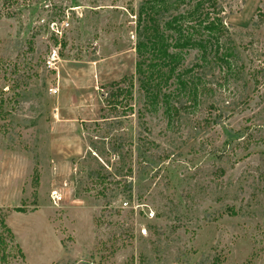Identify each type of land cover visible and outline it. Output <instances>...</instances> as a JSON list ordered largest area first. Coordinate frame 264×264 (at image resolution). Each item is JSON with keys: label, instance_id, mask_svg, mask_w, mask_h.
Masks as SVG:
<instances>
[{"label": "rangeland", "instance_id": "obj_1", "mask_svg": "<svg viewBox=\"0 0 264 264\" xmlns=\"http://www.w3.org/2000/svg\"><path fill=\"white\" fill-rule=\"evenodd\" d=\"M147 1L0 0L7 264H262L264 0L223 3L227 55L185 53L152 106L135 74ZM126 76L133 99L107 105Z\"/></svg>", "mask_w": 264, "mask_h": 264}, {"label": "trees", "instance_id": "obj_2", "mask_svg": "<svg viewBox=\"0 0 264 264\" xmlns=\"http://www.w3.org/2000/svg\"><path fill=\"white\" fill-rule=\"evenodd\" d=\"M226 1L148 0L141 6L138 20V27L141 30L135 45L137 54L135 74L138 76L139 87L148 105H155L161 97L168 100V96L162 93V84L170 80L181 67L185 53L195 50L202 61H206L210 56L222 59L227 55L222 40L227 36L228 29L222 15L226 7H230L229 13H231L232 7L230 3L225 7L223 3ZM182 6L186 8L181 9ZM187 72L188 70L184 69L177 74V85L182 90L189 89L186 94L192 95L190 90L194 89L193 82L183 80ZM113 87H115L114 91L110 95L112 102L107 100V105L116 107L121 97L128 101L133 99V76L122 78L114 83ZM172 110L175 115L179 113L177 108L173 107ZM95 176L101 178L99 174ZM16 211L25 212L22 209ZM1 230L0 264H7L9 257L7 240L12 241L14 236L0 215ZM19 253L23 257L20 249Z\"/></svg>", "mask_w": 264, "mask_h": 264}, {"label": "built area", "instance_id": "obj_3", "mask_svg": "<svg viewBox=\"0 0 264 264\" xmlns=\"http://www.w3.org/2000/svg\"><path fill=\"white\" fill-rule=\"evenodd\" d=\"M51 27H52L55 35H59L61 37L63 30L67 29L69 27V24L67 21L63 20L62 23L60 24V29L58 28V25L55 22L51 23ZM57 56H58L57 51H53L50 55V58H51V60H56ZM148 216H149V218H152L153 214L149 213ZM261 257H262V264H264V246L262 248Z\"/></svg>", "mask_w": 264, "mask_h": 264}]
</instances>
